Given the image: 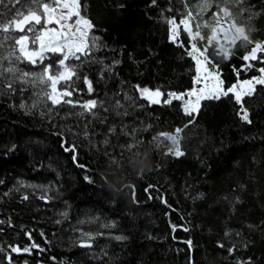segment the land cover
Segmentation results:
<instances>
[{"label": "trees", "instance_id": "16d2710c", "mask_svg": "<svg viewBox=\"0 0 264 264\" xmlns=\"http://www.w3.org/2000/svg\"><path fill=\"white\" fill-rule=\"evenodd\" d=\"M81 3L105 45L93 55L112 71L101 79L103 65L84 64L78 71L92 80L94 93L78 81L83 91L73 99H95L109 108L113 99L130 104L124 93L138 96L135 85L163 92L193 87L194 61L169 41L165 23L166 17L179 21V0H156L155 6L152 0ZM186 3L195 11L197 0ZM216 3L223 6L213 0V8ZM246 5L258 15L238 23L247 25L251 39L264 42V0ZM179 39L187 45L186 33ZM246 51L238 43L229 60L213 56L225 88L260 75L264 64L254 61L237 77L234 68H241ZM24 87L28 91L0 96V247H39L31 254L10 253L14 264H264V86L245 97L252 123L240 119L239 105L229 97L204 101L188 127L193 117L183 113L180 101L139 100L146 106L128 107L124 117L100 107L97 117L87 118L66 116L68 106L59 115L41 116L39 109L29 114L19 107L32 102L33 89ZM122 123L128 132L137 129L135 138L142 141L132 149L138 155L131 164L132 153L122 146L132 138L121 133ZM112 126L116 132L109 134ZM176 128H183L180 157L165 154L170 143L163 137L159 147L151 143L155 134ZM73 145L75 152L64 150ZM85 233L95 237L90 249L77 243Z\"/></svg>", "mask_w": 264, "mask_h": 264}, {"label": "snow or ice", "instance_id": "6c2138e0", "mask_svg": "<svg viewBox=\"0 0 264 264\" xmlns=\"http://www.w3.org/2000/svg\"><path fill=\"white\" fill-rule=\"evenodd\" d=\"M179 2L184 5L179 21L177 22L174 17L165 18V23L169 25V41L174 46L180 47L184 55L194 61V84L198 87L185 92H163L159 88L153 90L135 85L133 91L139 93L138 96L124 93L123 99L131 101L130 104L126 105L120 99H113L109 108H104L103 102L98 104L95 99L87 101L73 99L83 91L77 86L78 81H82L86 86L88 95L94 93L92 80L78 71L84 64L103 65L99 72L101 79L104 78L105 72L112 71L111 65H104L102 59L93 55L105 45H102L99 42L100 38L93 34L94 24L84 14L86 7L82 5L81 0H0V96L10 98L17 92L28 91V87L24 86H29L33 89L29 97L32 100L31 104L26 106L21 103L19 105L20 108L27 107L29 114H32L33 109H39L41 116L53 113L59 115L61 106H68L69 111L65 113L66 116L81 118L97 117L98 113L95 111L97 107L103 108L105 112L111 110L116 116L124 117L130 115L128 107L146 106L138 104L139 100H146L149 105H171L173 101H180L183 113L193 117L184 127L194 122V114L199 113L204 101H219L230 97V103L234 102L235 105H239L237 115L240 119L246 123H252L249 110L245 106V97L255 96L257 85L264 86V67L257 69L260 76L242 82L238 80L236 84L225 88L219 71L220 66L213 56L218 55L224 60H229L233 54L232 50L240 43L241 47L247 51L240 57L244 62L241 68H234L237 77L240 71L254 67V61L264 64V42L251 39L247 25L238 23L242 19L251 21L258 13L251 10V5H246V0H223V6L216 3L214 8L213 0H197L195 11L191 5L186 3V0H179ZM152 5H156V0H152ZM231 6L237 7L239 11L233 13ZM168 11H173V9L169 7ZM209 11H211V17L208 21L203 25L197 23L193 26V21L197 17L202 18ZM204 28L208 31L202 32ZM181 31L187 34V45L179 39ZM249 45H251L250 48ZM210 48L212 49L211 54L209 53ZM69 61L79 63H69ZM18 83L22 85L19 89L15 87ZM261 90L264 91V88ZM118 95L119 93L114 94V96ZM74 109L81 111H73ZM121 109L123 111H120ZM106 119L107 117H104L102 122ZM87 126L86 123L84 125L85 136L88 135ZM126 129L127 125L122 123L121 133L132 138V142L122 146L124 151L132 153L127 158V163L131 164L134 162V157L138 155L132 152V149L138 147L142 141L135 138L137 129H133L132 132ZM182 131L183 128H176L174 134L157 133L152 137L151 143L159 147L163 140L170 141L173 147H170L165 154L180 157L184 155L179 146ZM115 132V126L109 128V134ZM107 142L105 140V143ZM64 150L75 152L76 148L73 145L65 147ZM123 154L122 152L121 155ZM113 162L120 163L119 161ZM78 166L83 167V165ZM23 199L26 200L28 197L25 195ZM236 202H240L238 197ZM113 226L103 225L106 228ZM249 227L253 226L249 225ZM229 234V232L225 233L226 236ZM82 236L83 239L77 242L78 246L92 248V243L89 241L94 240L95 237L87 233ZM115 239L123 240L125 237L116 236ZM189 246H191L190 241ZM219 246L224 247L223 244ZM38 247L36 244L23 249L12 245L7 250L0 247V254H3L0 264H14L10 253L31 254V249ZM234 247L228 248L229 254H232Z\"/></svg>", "mask_w": 264, "mask_h": 264}, {"label": "rangeland", "instance_id": "374dc122", "mask_svg": "<svg viewBox=\"0 0 264 264\" xmlns=\"http://www.w3.org/2000/svg\"><path fill=\"white\" fill-rule=\"evenodd\" d=\"M210 17H211V11H209L207 14H204L203 15V17L201 18V17H197L194 21H193V26H195V24H197V23H199V24H201V25H203L206 21H208L209 19H210ZM48 61H46V63H47ZM260 76V75H259ZM242 82V81H241ZM237 83V82H236ZM235 83V84H236ZM193 87H198L197 85H195L194 83H193ZM192 87V88H193ZM169 143H170V147H173L172 145H171V142L170 141H168Z\"/></svg>", "mask_w": 264, "mask_h": 264}]
</instances>
